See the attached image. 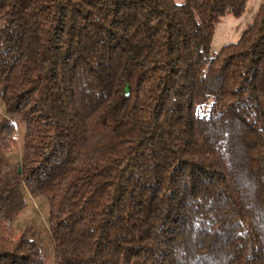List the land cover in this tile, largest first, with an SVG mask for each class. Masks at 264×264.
<instances>
[{
    "label": "trees",
    "instance_id": "trees-1",
    "mask_svg": "<svg viewBox=\"0 0 264 264\" xmlns=\"http://www.w3.org/2000/svg\"><path fill=\"white\" fill-rule=\"evenodd\" d=\"M246 3L0 0V264H264V1L210 51Z\"/></svg>",
    "mask_w": 264,
    "mask_h": 264
},
{
    "label": "rangeland",
    "instance_id": "rangeland-1",
    "mask_svg": "<svg viewBox=\"0 0 264 264\" xmlns=\"http://www.w3.org/2000/svg\"><path fill=\"white\" fill-rule=\"evenodd\" d=\"M186 0H174L175 3H182ZM264 0H247L244 14L239 17L226 15L218 22L211 44V53L217 52L226 43L236 41L243 30L252 21L259 5ZM0 112H3L0 106ZM20 149L13 150L8 153V157L13 163L20 160ZM28 206L16 219L13 225V235L20 234L27 227H34L38 236L45 242L48 241V215L49 206L44 198H33L27 195Z\"/></svg>",
    "mask_w": 264,
    "mask_h": 264
}]
</instances>
